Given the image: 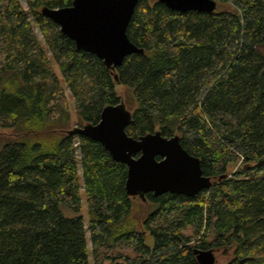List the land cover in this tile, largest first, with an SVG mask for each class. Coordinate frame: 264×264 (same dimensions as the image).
I'll list each match as a JSON object with an SVG mask.
<instances>
[{
	"label": "trees",
	"instance_id": "obj_1",
	"mask_svg": "<svg viewBox=\"0 0 264 264\" xmlns=\"http://www.w3.org/2000/svg\"><path fill=\"white\" fill-rule=\"evenodd\" d=\"M72 1L0 0V127L47 134L0 144V264H89L80 189L93 264H198L194 248L264 264V0L211 12L138 0L126 34L143 52L113 71L41 13ZM63 83L83 124L124 87L126 133L178 135L211 187L138 196L139 221L127 166L72 129L51 132L70 115Z\"/></svg>",
	"mask_w": 264,
	"mask_h": 264
},
{
	"label": "water",
	"instance_id": "obj_2",
	"mask_svg": "<svg viewBox=\"0 0 264 264\" xmlns=\"http://www.w3.org/2000/svg\"><path fill=\"white\" fill-rule=\"evenodd\" d=\"M137 1L73 0L65 7H42L41 13L74 40L78 49L94 54L113 71L126 56L143 52L126 34ZM157 1L180 12L216 8V0ZM130 120L131 111L123 102L108 104L101 109L97 123L82 124L69 133L98 141L114 160L127 166L125 190L129 196L169 192L192 197L211 187L213 182L203 174L199 158L181 145L178 135L167 137L155 131L135 138L125 130ZM193 253L198 264H215L212 249L194 248Z\"/></svg>",
	"mask_w": 264,
	"mask_h": 264
},
{
	"label": "rangeland",
	"instance_id": "obj_3",
	"mask_svg": "<svg viewBox=\"0 0 264 264\" xmlns=\"http://www.w3.org/2000/svg\"><path fill=\"white\" fill-rule=\"evenodd\" d=\"M22 6L24 8H26V4H25V0H20ZM34 31L37 33L39 40L41 41V34L40 32L36 29V27L34 26ZM54 69L56 71V73L59 75V77L61 78L59 69L57 67V65H55L54 63ZM64 86V91H65V95L67 97L68 103H69V107H70V115H69V119L68 121H61L60 125L57 126L54 131H51L52 133H55L56 135H61L63 133H65V131L72 129L74 127L80 126L83 124V122H81L78 118V116L75 113L74 110V103H73V98L71 96V93L68 89V87L65 85V83H63ZM118 94L121 96L122 101L124 102L125 107L132 111L133 108L135 107V103L133 101H129L128 95H127V91L124 87H118L117 88ZM46 132L43 133H35V132H21L19 130H16L14 128H3L0 127V144L3 141L6 140H12V139H17L18 137L21 136H26L28 139H36V138H41L47 134H45ZM46 141L50 139V137H45ZM80 183H82L81 179H80ZM80 195H81V213L84 217V222H85V228H86V240L88 243V260H89V264H93L92 262V258H91V251H90V242H89V233H88V228H87V213H86V201H85V194L83 192L82 189H80ZM134 201L136 203V206L134 208L133 214L134 216L140 221L142 220L143 215L145 214V205H143L142 201L140 200V198L138 196H134ZM147 236V235H145ZM149 240V243L152 241ZM214 255H215V264L223 261L225 258L221 255L220 252L218 251H213ZM220 253V254H219Z\"/></svg>",
	"mask_w": 264,
	"mask_h": 264
}]
</instances>
